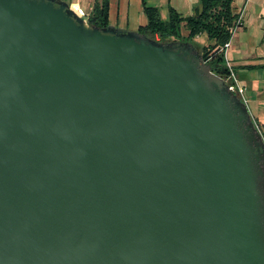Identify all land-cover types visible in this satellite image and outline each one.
I'll list each match as a JSON object with an SVG mask.
<instances>
[{"label":"water","instance_id":"1","mask_svg":"<svg viewBox=\"0 0 264 264\" xmlns=\"http://www.w3.org/2000/svg\"><path fill=\"white\" fill-rule=\"evenodd\" d=\"M0 264H264V135L191 41L0 0Z\"/></svg>","mask_w":264,"mask_h":264},{"label":"crops","instance_id":"2","mask_svg":"<svg viewBox=\"0 0 264 264\" xmlns=\"http://www.w3.org/2000/svg\"><path fill=\"white\" fill-rule=\"evenodd\" d=\"M148 4L158 6L162 17L167 19L171 7L187 16L194 13L195 8L200 5V0H148ZM234 6L240 13L241 25L236 28L239 32L235 35V30L230 41L233 60L238 62L233 65L240 80L247 87L251 114L256 123L264 129V0H234ZM109 20L110 24L139 30L148 18L142 0H110ZM253 27L261 33L262 43L258 44L263 46L260 48H257L258 41L252 42L251 37V42L244 39L247 33L250 35ZM182 33L184 36L188 34L185 26ZM201 36L202 34L196 36L192 42L196 47H201L197 44V39Z\"/></svg>","mask_w":264,"mask_h":264},{"label":"trees","instance_id":"3","mask_svg":"<svg viewBox=\"0 0 264 264\" xmlns=\"http://www.w3.org/2000/svg\"><path fill=\"white\" fill-rule=\"evenodd\" d=\"M142 2L148 20L139 27L140 32L162 41L176 38L191 42L196 36L205 33L210 42L200 47L204 59L212 65L215 73H229L222 48L231 40L236 27L241 25L240 13L235 10L234 0H200L194 13L187 16L171 7L167 19L162 17L158 6L148 4V0ZM109 14L110 0H95L88 18L91 24L102 28L110 24ZM183 26L188 30L186 36L182 33ZM258 127L264 135V129L259 124Z\"/></svg>","mask_w":264,"mask_h":264},{"label":"built area","instance_id":"4","mask_svg":"<svg viewBox=\"0 0 264 264\" xmlns=\"http://www.w3.org/2000/svg\"><path fill=\"white\" fill-rule=\"evenodd\" d=\"M81 14L83 16L86 15V13L83 10H82ZM230 41H228L225 44V46L222 48V49H224L225 57L227 60V66H228L230 71L227 75H220V74H218V75L221 76L226 81V83L228 84V88L231 91H233L235 94H237L244 102H246L248 104L247 87L240 80V78H239V76L235 70L234 65L232 64L231 60L228 57V48L230 47V44H231ZM205 61L207 62V60H205ZM257 126H258V124H257Z\"/></svg>","mask_w":264,"mask_h":264},{"label":"rangeland","instance_id":"5","mask_svg":"<svg viewBox=\"0 0 264 264\" xmlns=\"http://www.w3.org/2000/svg\"><path fill=\"white\" fill-rule=\"evenodd\" d=\"M68 1L69 3L73 4V2H78L82 8V10L86 13L85 17L88 18L89 16V13L92 11V8L94 6V0H66ZM239 31L236 29L235 31V35L236 33H238ZM261 34V33H260ZM259 32H257L254 27H253V30L252 32L250 33V35L247 33L246 36L244 37L245 40H247V42H251V39L250 37L252 38V42H256L258 41L256 44L259 45L257 46V48H260L263 46L258 44L259 42L262 43V36H260ZM260 37V38H259ZM159 40V39H158ZM197 44L203 46L204 44H207L209 41V38L207 36V34H202V36L197 39ZM263 43H264V40H263ZM196 46V45H195ZM198 50H200V47L198 48ZM201 51V50H200ZM228 57L229 59L231 60L232 64H235V63H238L236 62L234 59V55L232 53V48L231 46L228 48Z\"/></svg>","mask_w":264,"mask_h":264},{"label":"bare ground","instance_id":"6","mask_svg":"<svg viewBox=\"0 0 264 264\" xmlns=\"http://www.w3.org/2000/svg\"><path fill=\"white\" fill-rule=\"evenodd\" d=\"M72 6L79 14L82 13V8L78 2H73Z\"/></svg>","mask_w":264,"mask_h":264},{"label":"flooded vegetation","instance_id":"7","mask_svg":"<svg viewBox=\"0 0 264 264\" xmlns=\"http://www.w3.org/2000/svg\"><path fill=\"white\" fill-rule=\"evenodd\" d=\"M170 40H177L176 38H173V39H170ZM179 41H181V40H179ZM182 41H184V40H182Z\"/></svg>","mask_w":264,"mask_h":264}]
</instances>
